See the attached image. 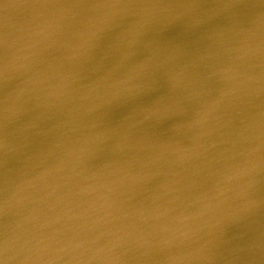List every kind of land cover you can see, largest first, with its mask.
Wrapping results in <instances>:
<instances>
[{"label":"water","instance_id":"1","mask_svg":"<svg viewBox=\"0 0 264 264\" xmlns=\"http://www.w3.org/2000/svg\"><path fill=\"white\" fill-rule=\"evenodd\" d=\"M76 1L97 37L53 81L20 69L36 72L57 17L76 26L70 0H0V264H264V75L241 86L264 70V15L208 36L201 75L168 79L193 83L197 99L158 98L162 76L148 74L200 35L159 33L149 5ZM197 154L214 162L193 167ZM239 175L253 182L240 189ZM212 182L228 188L214 219L193 208Z\"/></svg>","mask_w":264,"mask_h":264},{"label":"bare ground","instance_id":"2","mask_svg":"<svg viewBox=\"0 0 264 264\" xmlns=\"http://www.w3.org/2000/svg\"><path fill=\"white\" fill-rule=\"evenodd\" d=\"M125 0H95L88 2L89 5H94L97 2H100V4H106V6L111 7L114 5L115 7H118L120 3H122ZM136 2L140 4L149 5V8H156L159 10V12H156L154 15H156L154 18H150L149 21L154 24V22H160L159 24H162L163 28L159 33L161 32H167L175 27L179 28L178 30H188L186 31V36L192 35H200L199 39L197 40L196 44H193L192 48H181L174 51V54L172 56H168V58L157 65L156 68L151 70V73L148 74V77L157 76V74H160L162 76V83H160L156 89V93H158V98L166 95L170 97H176V96H182L187 95L186 98L190 99H197V92L198 89L193 88V83L190 84H184L183 87H181L182 83L178 84L175 83V80H181L183 82L184 77H192L195 78L204 72L205 66L203 62L201 61L202 58L206 56V54H203V48L204 40H207L208 36L213 38V40H217V35L222 32V27H232L233 29H237L239 25L238 22L235 21L240 16L242 20L248 21L252 19L253 17H261L262 14L264 15V0H179L175 4H169L166 2V0H128V7H130L131 2ZM65 10H68V14L75 15L73 23L76 24V26L69 23V17H57V20L54 22V27L52 31L54 32L55 36L54 38H50V41L47 42L48 46L45 47V52L43 53L45 59H43V55H39L38 61H37V67L34 68L36 72H27L25 67L21 68V76H35V74L42 73L43 76H49L53 81H56L59 77L60 69L68 68L72 64L77 62V59L74 56H77L80 52V47L82 44H91L94 42L93 37H97L96 34H94V22L95 18L93 20L91 13H84V10L81 8L80 4L78 5V2L76 0H70V3L68 4L67 8ZM129 11V9H128ZM125 15V14H124ZM134 19L140 20L137 15L133 16ZM104 16L101 18L99 15L97 17V20L99 21V24H101ZM142 20V19H141ZM136 28H139V24H141L138 21H135ZM211 23V24H210ZM216 24V25H212ZM161 26V27H162ZM214 26V27H212ZM154 28L153 26H149L147 28ZM50 29V28H49ZM145 29V28H144ZM155 32V31H152ZM157 32V31H156ZM75 34H78L79 39L74 41L73 36ZM47 40V39H46ZM200 41V42H199ZM199 43V44H198ZM94 44L90 46L93 47ZM187 50L191 51V54L188 55L186 52ZM173 57V58H172ZM207 57V56H206ZM83 60V59H81ZM79 60V61H81ZM264 64V63H263ZM260 74V76L264 75V70L258 69L256 67V70H250L249 72L243 73L242 75V84H249L252 82L251 79H254L256 75ZM251 75V76H250ZM259 76V77H260ZM168 79H173L174 81L168 82ZM219 91L220 88H219ZM234 91L236 92V95L240 97L241 100H246V92L243 90H239L237 86L235 87ZM177 94V95H176ZM173 95V96H172ZM178 96V97H179ZM199 99V97H198ZM28 105L31 106V102L27 101ZM11 105H14L17 107L16 104L11 102ZM197 107H199V104L196 103ZM209 108V107H208ZM6 110H13L12 107L7 106ZM259 147H263L260 145ZM203 154H197V156L188 155L189 163H192L199 159L198 164L192 165L193 167H206L209 166L211 163H213V160H210L208 158L203 159ZM261 159H264V157H259ZM210 160V161H209ZM227 161V159H222L220 162ZM219 162V163H220ZM252 162H259L256 159H252ZM177 174H180L183 177V174L179 171ZM206 176H210L209 174H206ZM256 177H253V179ZM232 179V177H231ZM252 179H247L246 176L239 175L237 176V182L236 187L245 188L248 183H252ZM157 183V182H156ZM184 184V183H182ZM151 188H153L154 184L149 185ZM172 186H170V189ZM169 189V190H170ZM222 185V183H208L204 184L203 187L200 188V192L198 194H195V196H200L198 201H194V210H196L200 214H207L208 218H213L214 215H208V214H214L217 213L214 210L218 209L217 206H215L219 201H221L224 197H226L225 191H227ZM234 195L236 197H240L239 195H242V191H236L234 190ZM202 194H206L204 197L201 196ZM193 195V194H191ZM189 195L184 193L180 197L182 199H186ZM261 195H258L257 198H261ZM258 200V199H257ZM259 201V200H258ZM162 202V200H161ZM231 202H228V205H230ZM119 201L112 203V205H117ZM236 205H231L229 207V210L231 211ZM123 206H122V212L119 208L120 213H123ZM235 214V213H234ZM230 215H233L230 213ZM200 216L196 213H194L191 216V219L194 221H197ZM259 219V218H256ZM262 219V218H260ZM124 220V219H123ZM221 222H228L232 224H236L235 217H223L220 219ZM254 221L255 222H258ZM214 224L217 225V231L220 230L219 224L213 221ZM133 225L132 223L129 225L131 227ZM264 226V223H262L258 227V231L262 230ZM171 232V233H169ZM172 228H170L167 233L168 236L174 235L172 233ZM213 230L211 229V226H207L206 229H202L201 236L204 240H207L211 235L213 234ZM171 234V235H170ZM190 235H194L195 232H190ZM147 235V234H146ZM148 236V235H147ZM167 237V236H166ZM168 238V237H167Z\"/></svg>","mask_w":264,"mask_h":264}]
</instances>
